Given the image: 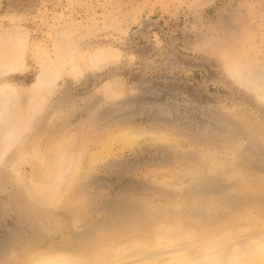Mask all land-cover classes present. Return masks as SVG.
<instances>
[{"label":"rangeland","instance_id":"rangeland-1","mask_svg":"<svg viewBox=\"0 0 264 264\" xmlns=\"http://www.w3.org/2000/svg\"><path fill=\"white\" fill-rule=\"evenodd\" d=\"M263 241L264 0H0V264Z\"/></svg>","mask_w":264,"mask_h":264},{"label":"bare ground","instance_id":"bare-ground-1","mask_svg":"<svg viewBox=\"0 0 264 264\" xmlns=\"http://www.w3.org/2000/svg\"><path fill=\"white\" fill-rule=\"evenodd\" d=\"M104 52L100 53V55H103ZM106 54H104L105 56ZM108 55V54H107ZM111 55V54H110ZM99 56V54H98ZM113 56V55H112ZM111 57V56H110ZM107 58V56H106ZM33 175V174H32ZM38 177V176H37ZM40 179V178H37V180ZM38 184V183H37ZM35 189V188H34ZM31 191V190H30ZM33 192V191H32ZM40 192V191H39ZM261 246L257 248V244H256V248H254L257 253H258V256L259 258L261 259L262 263L264 264V241L263 243H260ZM254 247V246H253ZM58 257V256H57ZM41 258V256L39 257V259ZM45 261H50L51 264H63V259L62 258H53V257H50V256H47V257H43V259L39 260L38 261V264H43V262ZM64 263H65V260H64ZM228 264H249V263H246L244 261H230Z\"/></svg>","mask_w":264,"mask_h":264}]
</instances>
